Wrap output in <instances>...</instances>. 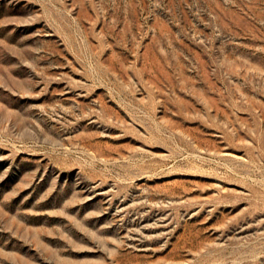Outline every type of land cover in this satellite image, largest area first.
Here are the masks:
<instances>
[{"label":"rangeland","instance_id":"374dc122","mask_svg":"<svg viewBox=\"0 0 264 264\" xmlns=\"http://www.w3.org/2000/svg\"><path fill=\"white\" fill-rule=\"evenodd\" d=\"M0 264H264V0H0Z\"/></svg>","mask_w":264,"mask_h":264}]
</instances>
